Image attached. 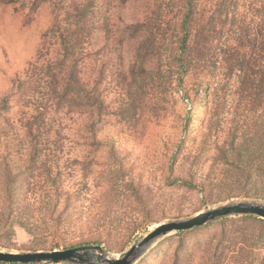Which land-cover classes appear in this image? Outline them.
I'll use <instances>...</instances> for the list:
<instances>
[{"label":"rangeland","instance_id":"374dc122","mask_svg":"<svg viewBox=\"0 0 264 264\" xmlns=\"http://www.w3.org/2000/svg\"><path fill=\"white\" fill-rule=\"evenodd\" d=\"M83 1L85 20L93 25L78 63L87 93L84 108L58 110L65 114L57 147L36 153L24 145L0 144V209L7 164L16 173L13 198L22 203L48 195L58 204L52 218L61 216L63 224L42 237L15 222L13 234H0V249L99 245L105 256L118 258L159 223L232 200L264 201V176L252 175L246 185L220 184L224 177L240 179L234 173L241 172L222 170L214 160L215 148L233 142L228 153L235 161L240 155V166L257 167L264 159L259 46L264 0H196L180 52L182 0ZM36 5L34 0H0V138L22 137L17 117L32 114V103L21 102L28 88L18 84L37 60L41 36L55 17L49 4ZM42 53L51 63L61 58L58 46L46 45ZM95 94L102 103L99 111L90 105ZM4 98L8 103L1 110ZM178 143L180 154L170 171V154ZM194 156L202 162L195 176L199 185L188 189L179 181L190 174ZM209 172L218 177L207 188ZM36 206L26 208V226L28 214L38 216ZM241 216L160 236L137 249L130 264H264V222ZM60 264L102 263L91 258Z\"/></svg>","mask_w":264,"mask_h":264},{"label":"trees","instance_id":"16d2710c","mask_svg":"<svg viewBox=\"0 0 264 264\" xmlns=\"http://www.w3.org/2000/svg\"><path fill=\"white\" fill-rule=\"evenodd\" d=\"M195 1L196 0H182L184 4L182 5L184 15L179 27L182 29L183 33H185L180 39L178 52L186 48L187 33L185 29L189 23L190 14L194 11L196 5L198 7V4ZM34 2L37 3L36 7L44 3L49 4L53 14H55V17H52L53 22L50 28L41 36V47L37 60L35 63L29 64L27 70L25 71L24 78L19 81L18 84L19 89L24 85H26L25 88H28L27 93L21 92V102L25 106L28 103H32V114L27 115L25 114L26 112H23L17 117L18 120L16 121L23 131L22 137H19V135L16 134L12 136L11 133L9 137L3 138L4 136H2L0 138V144L4 141L7 144L13 143L12 148H14L15 144H18L21 147L24 145L26 148L33 149L37 153L39 150L57 147L62 143L63 128L60 119L61 115L65 113L58 114V110H60V108L65 106H79L80 108H84L82 106V102L83 99L87 98V93L84 79H81L80 77L81 70L78 68V63L85 57V43L88 36L93 32V25L85 20V15L87 14V4L83 0H77V2H68L67 0H34ZM262 22L264 24V11ZM46 45H53V47L58 46V49L61 51V54H59L61 55L59 61L51 63V58H44L47 53H42V51ZM256 45L257 42L254 39L252 46L255 47ZM259 46L264 70V32L260 35ZM175 65V67L178 68L177 64ZM24 97L26 98L24 99ZM28 98L30 101H25L28 100ZM49 98H51V100ZM7 103L8 101L6 98L2 99L1 110L6 109ZM101 104V100L97 94L91 97L90 105L94 106L97 111H99ZM179 143L174 146V149L170 154L168 165L170 171H173L176 157L180 154L179 151L182 144ZM233 144L234 142L230 144L229 147L227 144H223L222 146H219V148H215L218 154L214 160L221 163L222 170L229 171L232 169L233 172H241L243 175L241 173L240 175L234 173L236 176H239L240 179L228 180V178L224 177L221 181H219V183L223 184L226 182L231 186L235 183V181H239L241 184L246 185L249 181H251L250 179L252 175L257 180L263 177L264 170L260 166L264 165V159L263 161L262 159H259L260 164H258L257 167L253 166L251 162H246L243 164L245 166L242 167L240 166L242 165L240 164V155L238 154V159H236L237 163L239 161V165L231 157V154L228 153ZM196 156H194L190 161V167H192V170H189L190 174L186 177V179L183 178V180L179 181L181 186L188 189H192L195 185H199L195 182V176L197 173L196 171H199V167L202 162ZM4 166L5 206L0 209V234H13V225L17 222L20 226L25 225L24 227L29 230L36 229V231L30 232L33 236L37 235L43 237L54 235L63 224L61 216L52 218L54 211L56 212L57 209V200H54L53 202L48 195H44L39 199L34 197L36 200H32L31 202L23 201L22 203H19L13 198L11 191L13 176L16 175V173L7 168V164H4ZM31 166L34 167V164ZM46 172L49 173V169H46ZM210 173L212 172H209L206 179L207 188L213 187L217 183L218 176L213 177L211 175H214V173ZM200 185L203 188L204 183H201ZM28 198H30V196H28ZM36 202L38 206L35 207L37 209L35 211H37L38 216L34 217L32 214H28V216H26L28 227L23 220L24 212L26 211V208L32 209ZM49 205L51 207L47 209V206ZM241 218L244 220H258L260 222H264V219L251 215H242ZM30 220L35 221V224H32ZM38 220H40V222H38ZM199 227L200 226H197L195 228ZM190 230L179 232L184 233L189 232ZM56 248H58V245H52L48 249L54 250ZM41 249L44 248H36L35 250ZM0 264L20 263L0 262Z\"/></svg>","mask_w":264,"mask_h":264},{"label":"water","instance_id":"95a60500","mask_svg":"<svg viewBox=\"0 0 264 264\" xmlns=\"http://www.w3.org/2000/svg\"><path fill=\"white\" fill-rule=\"evenodd\" d=\"M251 215L264 219V201L232 200L220 205L212 206L193 216L165 221L157 224L148 231L138 242L133 243L118 258H109L102 253L99 245L76 246L54 250H35L12 252L0 249V262L20 264H60L65 262H80L94 259L102 264H130L131 256L140 247L149 244L152 240L171 232L186 231L197 226L205 225L210 221L225 216ZM99 253H91V250Z\"/></svg>","mask_w":264,"mask_h":264}]
</instances>
